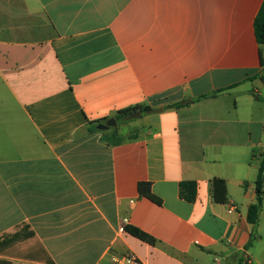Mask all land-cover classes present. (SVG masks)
I'll list each match as a JSON object with an SVG mask.
<instances>
[{"label": "crops", "instance_id": "obj_1", "mask_svg": "<svg viewBox=\"0 0 264 264\" xmlns=\"http://www.w3.org/2000/svg\"><path fill=\"white\" fill-rule=\"evenodd\" d=\"M263 2L0 0V264H264V195L258 226L247 220L264 158ZM139 105L153 110L131 140L88 132ZM215 178L234 210L212 200ZM124 219L156 244L120 233ZM33 250L43 261L21 256Z\"/></svg>", "mask_w": 264, "mask_h": 264}, {"label": "trees", "instance_id": "obj_2", "mask_svg": "<svg viewBox=\"0 0 264 264\" xmlns=\"http://www.w3.org/2000/svg\"><path fill=\"white\" fill-rule=\"evenodd\" d=\"M254 30L255 35L258 43L262 46H264V2L255 18L254 21ZM181 104H174L170 105L168 107L175 108L180 107ZM153 108L149 105H139L134 106L131 108L123 109L118 111L114 118L117 122V127L110 128L108 130H98L97 126L101 123H105L108 121V118L95 121V122H89L87 125L88 132L91 133H100L102 141L108 145V146H117L122 144L126 140H131L132 138L129 136L128 138L123 137L119 132V126L123 123H126L129 121V116L135 112H142V114H148L151 113ZM264 175V158L260 164L258 177L256 181V200L253 204H251L248 208V214H247V220L248 222L253 226V228H256L259 223V217L260 213L262 211L263 207V195L264 192L262 190V179ZM211 197L212 200L216 203H226L227 202V186L226 181L223 179L215 178L211 181ZM137 190L140 197L147 198L151 200L152 202L161 205V201L153 194L152 192V185L149 182H139L137 185ZM179 196L181 199L185 200L188 203H193L196 200L197 196V183L194 181H184L181 182L179 185ZM125 231L132 235L133 237L139 239L142 242H145L149 245H155L156 240L148 235L147 233L143 232L142 230L133 227V226H127L125 228ZM254 240V235L251 236L250 241L246 245V249H249L252 245V242ZM24 259H31L33 261H43L42 257L39 255V253L36 250L32 251V254H22L21 255ZM48 264H53L50 260H45Z\"/></svg>", "mask_w": 264, "mask_h": 264}, {"label": "built area", "instance_id": "obj_3", "mask_svg": "<svg viewBox=\"0 0 264 264\" xmlns=\"http://www.w3.org/2000/svg\"><path fill=\"white\" fill-rule=\"evenodd\" d=\"M227 202H228L229 208L231 210H234L235 207H234L232 201H227ZM123 222H124L123 223V226L119 230L120 233H124V231H125V225L128 222V220L127 219H124ZM113 261L116 264H137V260L134 257H132V256L115 257V258H113ZM244 264H252L251 257H246Z\"/></svg>", "mask_w": 264, "mask_h": 264}, {"label": "rangeland", "instance_id": "obj_4", "mask_svg": "<svg viewBox=\"0 0 264 264\" xmlns=\"http://www.w3.org/2000/svg\"><path fill=\"white\" fill-rule=\"evenodd\" d=\"M138 121H139V119H129L128 122L121 124L120 125V133H121V135L124 137V136H127L129 133H131L132 132V130H131V127H132L131 124H133L134 122H138ZM260 228H261L260 229V233H261L260 235H264V223L261 224V227ZM261 237H262L261 238V243H259L261 245H259V246H256L255 245V252L256 253H259V254L262 251V248H263L262 247V244H263V241H264V236H261ZM258 239H259V237H258ZM246 257H248V256H246Z\"/></svg>", "mask_w": 264, "mask_h": 264}, {"label": "water", "instance_id": "obj_5", "mask_svg": "<svg viewBox=\"0 0 264 264\" xmlns=\"http://www.w3.org/2000/svg\"><path fill=\"white\" fill-rule=\"evenodd\" d=\"M154 111L155 112H162V108L156 109ZM141 115H142L141 112L138 111V112L131 114L129 116V119H137V118H140ZM115 127H117V122H116L115 118H111L108 121H106L105 123L99 124L97 126V129L98 130H108L110 128H115Z\"/></svg>", "mask_w": 264, "mask_h": 264}]
</instances>
